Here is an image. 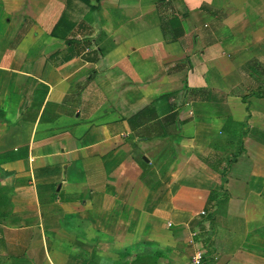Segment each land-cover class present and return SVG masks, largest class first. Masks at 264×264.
Listing matches in <instances>:
<instances>
[{"label":"crops","instance_id":"0c3cea01","mask_svg":"<svg viewBox=\"0 0 264 264\" xmlns=\"http://www.w3.org/2000/svg\"><path fill=\"white\" fill-rule=\"evenodd\" d=\"M0 112V264H264V0H0Z\"/></svg>","mask_w":264,"mask_h":264},{"label":"built area","instance_id":"2783aa9c","mask_svg":"<svg viewBox=\"0 0 264 264\" xmlns=\"http://www.w3.org/2000/svg\"><path fill=\"white\" fill-rule=\"evenodd\" d=\"M195 236H196V232H194L193 236L189 239V243L195 246L194 252L191 256L190 264H202L204 254H203L202 246L198 244V242L195 239Z\"/></svg>","mask_w":264,"mask_h":264},{"label":"rangeland","instance_id":"374dc122","mask_svg":"<svg viewBox=\"0 0 264 264\" xmlns=\"http://www.w3.org/2000/svg\"><path fill=\"white\" fill-rule=\"evenodd\" d=\"M0 114H2L1 112H0ZM212 215V214H211ZM213 217V216H212Z\"/></svg>","mask_w":264,"mask_h":264}]
</instances>
